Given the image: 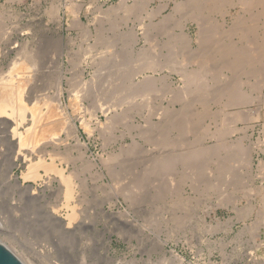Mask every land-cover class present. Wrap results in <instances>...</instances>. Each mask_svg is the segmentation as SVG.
Instances as JSON below:
<instances>
[{
	"label": "rangeland",
	"instance_id": "1",
	"mask_svg": "<svg viewBox=\"0 0 264 264\" xmlns=\"http://www.w3.org/2000/svg\"><path fill=\"white\" fill-rule=\"evenodd\" d=\"M176 1L185 4L189 0H0V85L8 79V74L14 73L11 71L14 61L23 60L25 65H29L30 72L27 74L31 76L28 80V91L26 90L27 94L30 93L31 105L35 103L36 96L40 102L44 101L43 98L56 100L58 93L55 95V92L59 90L60 76L72 78L64 79L63 95L61 94L60 99L62 98L61 105L66 109L67 115L76 122L81 143H76L75 137L70 136L66 143L64 142L65 145L62 144L54 151L56 155L61 152L57 157L58 163L75 170L71 173L79 186L76 198L78 200L72 204H76L75 209L79 208L78 212L76 211V214H79L70 221L68 213L72 212V208L66 205L62 190L64 186L60 184L57 173L41 169V178L24 180L22 171L26 167L14 166L11 169L14 154L12 146L10 147L11 140L6 139L8 135L5 128L0 129V147H3L0 148V241L9 246L26 264H264V92L255 91L252 97L250 95V103L248 101L226 108L225 98L228 100V97L224 96L223 92L233 73L223 70L224 58H221V61L217 58L218 62L213 60L215 64L212 63L217 68L220 66L219 75L215 73L217 68L213 67L216 70L211 73L215 75L209 73L207 78L204 77V83L209 88L206 87L205 91L197 93L198 90L193 89L194 87H186L180 73L185 71V68H197L199 65L196 58L199 54L205 50L211 52L214 45L219 46L229 40L225 31L228 28L226 19L230 21L231 14H227L225 19L223 13L216 14L209 12L210 10L207 12L206 8L215 0H191L194 4L189 2L188 7L187 4H182L174 9ZM261 5L258 9L264 10V3ZM255 11H258L257 8H253L254 13ZM231 13L235 14L236 8H232ZM201 15L204 20L210 19L219 24V27L215 25V32H218L215 35L220 36L214 39V35L212 40L217 43L214 44L211 40L210 45L204 44L207 46L204 50L200 49L202 51L199 50L197 41V22ZM78 17L82 19L80 23L83 22V25L78 24L79 27L76 26L80 21ZM149 24L151 25L148 26ZM85 25L93 31V39L86 32ZM258 25L257 30L249 33L248 37L259 34L257 37L261 42L264 36V21ZM183 26L193 38L189 47L182 42L175 43L176 36L182 33ZM127 33L130 35H126ZM244 40L242 44L247 42ZM103 42L107 46H104ZM91 47L92 49H89ZM83 50L87 51L84 53ZM116 52L119 54L117 61H123V65L119 64L122 68L127 66L125 61H134L131 68L135 71L128 75L125 82L131 87L128 92L125 91L126 94L130 93L131 98L129 94L123 98L115 95L113 100L106 97L110 83L105 79L102 80L106 83L98 80L106 73L101 71L102 75L99 74L97 80L96 76L94 77L93 72L97 66L92 64L91 59L95 57V60H99L98 56L102 53L110 55ZM30 55H35L34 59ZM26 57L34 62L24 59ZM122 57L125 59H121ZM141 58L144 61H141ZM145 62L152 64H146L145 68ZM31 67H34V72ZM244 68L247 70L246 66L241 69ZM244 72H237L236 76L242 77ZM4 77L7 79L4 80ZM214 78L215 80H212ZM218 79L227 82L222 83ZM145 80L154 87L147 84L152 87L147 90ZM95 82L98 84L96 87L93 86ZM78 87H82L81 90ZM136 88H139V91ZM216 90L219 93H216ZM76 93L80 95L78 101L81 103V110L73 114V107L69 106L70 99ZM126 97L130 98L129 103ZM48 99L46 102L51 101ZM107 99L109 103L122 100L123 103L109 105ZM106 106L110 112H103ZM236 110L243 119L232 121ZM109 115H112L113 119ZM83 119L85 123L81 122ZM227 126L235 127V131L216 136L218 139L212 135L216 128ZM83 144H86L87 148ZM196 151L201 154L194 157L195 159L187 160L189 165L173 162L174 160L171 162V157L174 158L181 152L182 155L184 152L188 154ZM205 151L208 153L205 154ZM247 155L252 157L251 165ZM14 175L23 186H17ZM137 180L139 183H136Z\"/></svg>",
	"mask_w": 264,
	"mask_h": 264
},
{
	"label": "bare ground",
	"instance_id": "2",
	"mask_svg": "<svg viewBox=\"0 0 264 264\" xmlns=\"http://www.w3.org/2000/svg\"><path fill=\"white\" fill-rule=\"evenodd\" d=\"M186 1V0H185ZM194 1H196V0H194ZM201 1V0H200ZM212 1V0H211ZM214 1V0H213ZM190 2V4L192 3V4H194V2L193 1H191V0H189L188 2H186L185 4H187V3H189ZM184 3V2H183ZM182 3V4H183ZM196 3V2H195ZM262 3H264V0H215L214 2H213V4L210 6L209 5V7H207L206 9H207V12L209 11V12H213V13H220V14H222L223 13V16L225 17V19L227 18L226 17V15L228 14H231L230 16H231V20L230 21H228L227 19H226V25H228V28H226V33H224V34H226V35H228V41H226L225 43L224 42H222L223 44L222 45H219V46H215L214 45V49L212 48L211 50V52H209V51H207V50H205V52L204 53H201V54H199V53H196L197 55L199 54V56L196 58V62H197V65H199L197 68H194L193 70H186V68H185V71H182L180 74L182 75V78H184V81H185V84H186V87H190V88H193V89H196V90H198L197 91V93L199 92V91H205L206 90V87H208L205 83H204V77L205 78H207L206 76L207 75H209V73H211V72H214L215 70H216V66H213V64H215V62H213V60L214 61H217L218 62V59L217 58H219V61H221L222 59L221 58H224L223 60H225L223 63H224V65L222 64V63H220V64H222L221 66H222V68H224L223 70H228V71H231L232 73H233V75H235L234 77H233V75H232V78H230V81H229V78L227 77L226 79H228V83L226 84L227 85V88L225 87L224 89H225V91L223 92L225 95L224 96H226V97H228V100H226L227 98H225V102H227L226 103V108L227 107H229V106H236V105H238V104H240V103H245V102H248L249 101V99H250V95H251V97L253 96V93L255 92V91H262V92H264V34L263 35H261V36H263L261 39H263V41H259L258 39V35L257 36H250V37H248V35H249V33H251V32H253L255 29H256V25H258L259 23H261L262 21H264L263 20V18H264V10H260V9H258V6L259 5H261ZM181 2L179 3V2H175V6H174V9H176V8H179L181 5ZM185 4H183L184 6H185ZM191 4V5H192ZM199 4V3H198ZM53 5V4H52ZM57 5V4H56ZM118 5V4H117ZM200 5V4H199ZM125 6V5H124ZM133 6V5H132ZM197 6V5H196ZM196 6L194 7V8H196ZM57 7V6H56ZM187 7H188V4H187ZM190 7V6H189ZM202 7V6H201ZM200 7V8H201ZM261 7H262V5H261ZM110 8V7H109ZM128 8V7H127ZM197 8H199L198 6H197ZM203 8V7H202ZM232 8H236V13L235 14H232L231 13V10H232ZM253 8L254 9H256L257 8V12L256 13H254L253 12ZM131 9V8H130ZM133 9V8H132ZM156 9V8H155ZM193 9V8H192ZM205 9V8H204ZM205 9V10H206ZM69 10V9H68ZM107 10V9H106ZM109 10V9H108ZM113 10V9H112ZM188 10V9H187ZM187 10H186V12H187ZM203 10V9H202ZM137 11V10H136ZM158 11V10H157ZM179 11V10H178ZM51 12V11H50ZM151 12H153V11H151ZM159 12H160V10H159ZM174 12H176V11H174ZM173 12V13H174ZM184 12V11H183ZM182 12V13H183ZM105 13H107V12H105ZM203 13V12H202ZM3 14V13H2ZM107 14H109V13H107ZM106 14V15H107ZM191 14V13H190ZM189 14V15H190ZM154 15H156V14H154ZM171 15V14H170ZM188 15V14H187ZM75 16V15H74ZM80 16V15H79ZM195 16V15H194ZM199 16H200V14H199ZM198 16V17H199ZM203 16H205V15H203ZM207 16V15H206ZM8 17V16H7ZM94 17V16H93ZM99 17V16H98ZM163 17V16H162ZM164 17H165V15H164ZM168 17V16H167ZM166 17V18H167ZM208 17V16H207ZM97 18V17H96ZM172 18V17H171ZM174 18V17H173ZM182 18V17H181ZM192 18H193V14H192ZM200 18V17H199ZM209 18H210V16H209ZM165 19V18H164ZM194 19V18H193ZM202 19V20H201ZM201 21L199 20V22H197V24H198V26H199V30H198V34H197V41H198V48H199V50L200 49H202V50H204L203 48L205 47V46H207V45H204V44H206V43H209L213 38H214V35L216 34V33H218V32H215L216 31V26H218L219 27V24L217 25L216 23L217 22H215V21H212V20H210V19H208V20H204V18L202 17V15H201ZM1 20H3V19H1ZM74 20V19H73ZM80 19H79V17H78V21H79ZM82 20V19H81ZM81 20L76 24V26L77 27H79L78 26V24L81 22ZM97 20V19H96ZM175 20V19H174ZM180 20V19H179ZM4 21V20H3ZM75 21V20H74ZM150 21V20H149ZM216 21H217V19H216ZM2 22V21H1ZM76 22V21H75ZM94 22V21H93ZM159 22V21H158ZM166 22V21H165ZM229 22H230V24H229ZM180 23V22H179ZM182 23V22H181ZM0 24H2V23H0ZM83 25V22L82 23H80V25ZM146 24H148V22L146 23ZM174 24V23H173ZM143 25V24H142ZM151 24H149L148 26H150ZM163 25V24H162ZM216 25V26H215ZM261 25V24H260ZM147 26V25H146ZM153 26H154V24H153ZM259 26V25H258ZM2 27V26H1ZM81 27H83V26H81ZM85 27L87 28L88 26H86L85 25ZM127 27V26H126ZM145 27V26H144ZM181 27V26H180ZM184 27V26H183ZM261 27V26H260ZM263 27V26H262ZM5 28V27H4ZM3 28V29H4ZM85 28V30H86V32L88 33V35H89V37L90 38H92L93 39V37H95L94 36V33H93V31H91L90 29H89V27L86 29ZM97 27H95V29H96ZM133 28V27H132ZM141 28H143V27H141ZM172 28V27H171ZM215 28V29H214ZM12 29V28H11ZM159 29V28H158ZM163 29H165V27L163 28ZM185 29H186V27H184L182 30H181V32L182 33H179V34H177V36H176V40H175V43H179V42H182V44L184 43V44H186V46L187 47H189L188 45L189 44H191V41H192V35L190 34V32H186L185 31ZM0 30H1V28H0ZM83 30V29H82ZM144 30H148V29H145L144 28ZM161 30V29H160ZM225 30V29H224ZM257 30V29H256ZM255 30V31H256ZM30 31V30H29ZM104 31V30H103ZM123 31V30H122ZM133 31V30H132ZM159 31V30H158ZM217 31H219V30H217ZM223 31V30H222ZM254 31V32H255ZM102 32V31H101ZM145 32V31H144ZM84 33V32H83ZM86 33V34H87ZM223 33V32H222ZM129 33H127L126 35H128ZM133 34V33H132ZM136 34H137V32H136ZM135 34V35H136ZM223 34V35H224ZM87 35V36H88ZM130 35V34H129ZM169 35V34H168ZM223 35H221V37L223 36ZM246 35H247V37H246ZM133 36V35H132ZM216 36H219V34H217V35H215V38L214 39H216ZM260 36V35H259ZM100 37V36H99ZM135 37V36H134ZM133 37V38H134ZM137 37V36H136ZM135 37V38H136ZM169 37V36H168ZM226 37V36H225ZM247 39H246V38ZM58 38V37H57ZM62 38V37H61ZM61 38L59 39V40H61ZM135 38H134V40H135ZM219 38H220V36H219ZM219 38H218V40H219ZM224 38V37H223ZM223 38H222V41H224L223 40ZM227 38V37H226ZM225 38V39H226ZM96 39H98V37H96ZM102 39H105V38H102ZM107 39V38H106ZM127 39V38H126ZM213 39V40H214ZM246 40L247 42L245 43L246 44V46H245V44H242V42H243V40ZM17 40V39H16ZM72 40V39H71ZM211 41L212 43L214 42V41ZM244 40V41H245ZM50 41V40H49ZM105 41V40H104ZM144 41H146V40H144ZM159 41V40H158ZM177 41V42H176ZM221 41V40H220ZM220 41H219V43H220ZM95 42V41H94ZM171 42V41H170ZM216 42V41H215ZM215 42H214V44H215ZM10 43V42H9ZM25 43V42H24ZM96 43V42H95ZM99 43L101 44V42H100V40H99ZM165 43V42H164ZM172 43V42H171ZM175 43H173L174 45H175ZM188 43V44H187ZM211 43V44H212ZM217 43V42H216ZM38 44V43H37ZM55 44V43H54ZM98 44V43H97ZM155 44V43H154ZM168 44V43H167ZM181 44V45H182ZM27 45V44H26ZM25 45V46H26ZM41 45V44H40ZM43 45V44H42ZM103 45H104V42H103ZM150 45V44H149ZM156 45V44H155ZM169 45V44H168ZM174 45H172L173 46V48H174ZM209 45H210V43H209ZM28 46V45H27ZM104 46H107L106 44L104 45ZM109 46V45H108ZM153 46V45H152ZM180 46V45H179ZM185 46V45H184ZM211 46H213V44L211 45ZM43 47H44V45H43ZM90 47V46H89ZM110 47H112V46H110ZM169 47H170V45H169ZM208 47H210V46H208ZM51 48V47H50ZM58 48H60V47H58ZM79 48V47H78ZM152 48V47H151ZM167 48V47H166ZM171 48V47H170ZM179 47H177V49H178ZM184 48H186V47H184ZM198 48H197V50H198ZM18 49H20V47L18 48ZM25 50H26V48H24ZM40 49V48H39ZM89 49H92V47L91 48H89ZM101 49V48H100ZM169 49V48H168ZM181 48H179V50H180ZM183 49V48H182ZM192 49V48H191ZM195 49V48H194ZM102 50V49H101ZM144 50V49H143ZM184 50V49H183ZM187 50V49H186ZM202 50H200V51H202ZM21 51V50H20ZM32 51V50H31ZM34 51V50H33ZM37 51H40V50H37ZM46 51V50H45ZM68 51V50H67ZM87 51V50H86ZM85 51V52H86ZM103 51H105V49L103 50ZM112 51V50H111ZM114 51V50H113ZM151 51V50H150ZM173 51H175V50H173ZM189 51H190V49H189ZM188 51V52H189ZM193 51H195V50H193ZM207 51V52H206ZM28 52V51H27ZM36 52V51H35ZM80 52V51H79ZM83 52H84V50H83ZM84 52V53H85ZM88 52H90V51H88ZM107 52H108V50H107ZM145 52H146V50H145ZM166 52V51H165ZM169 52V51H168ZM178 52V51H177ZM181 52H183V51H181ZM24 53V52H23ZM30 53V52H29ZM57 53V52H56ZM55 53V54H56ZM62 53V52H61ZM99 53V52H98ZM119 53V52H118ZM175 53V52H174ZM41 54V53H40ZM81 54H83V53H81ZM87 54H89V53H87ZM91 54V53H90ZM104 54H106V52H104ZM103 53L101 54V55H96V56H98V57H100V59L99 60H95L94 58L95 57H93V60L91 59V62H92V64L94 65V66H97V68H95V72H93V73H95L94 74V77L96 76V80H97V76L99 77L100 75L99 74H101L100 72L101 71H104V73H106V75H104V73H103V75H104V77L102 76H100V79L98 78V80L101 82V80L102 79H105V80H107V82L108 83H110V85L107 87V86H104V87H107L108 89V91H106V93H105V95H107L106 97H109V98H114V96L116 95H118V96H121L122 98L124 97V95H130V93H127L126 94V92L125 91H129L130 89H131V87L130 86H127L126 85V80H128L127 78L130 76L129 74H131V72L134 70V69H132L133 68V66H134V61H130L129 60V62L128 61H125V63H126V65L127 66H129V65H131V66H129V67H127V66H125V68H122V66L121 65H119V64H121L122 63V65H123V61H121V62H119V61H117V57L119 58V54L117 55V52L116 53H112V54H110V55H104ZM117 56H116V55ZM127 54V53H126ZM143 54V53H142ZM149 54H152V53H149ZM170 54V53H169ZM26 55H28L29 56V54H27L26 53ZM84 55V54H83ZM153 55V54H152ZM151 55V56H152ZM171 55V54H170ZM174 55V54H173ZM31 56V55H30ZM35 56V55H34ZM33 56V57H34ZM58 56V55H57ZM88 56V55H87ZM114 56V57H113ZM150 56V57H151ZM165 56V55H164ZM176 56V55H175ZM174 56V57H175ZM188 56V55H187ZM32 57V56H31ZM30 57V58H31ZM32 57V58H33ZM136 57H137V55H136ZM149 57V58H150ZM171 57V56H170ZM192 57V56H191ZM191 57H189V58H191ZM32 58H31V60H32ZM36 58H37V56H36ZM124 57H122L121 59H123ZM140 58V57H139ZM144 58V57H143ZM143 58H141V61L143 60ZM146 58V57H145ZM169 58V57H168ZM173 58V57H172ZM187 58V57H186ZM19 59H22V58H19ZM24 59H27V57L26 58H24ZM29 59V58H28ZM27 59V60H28ZM34 59V58H33ZM57 59V58H56ZM125 59V58H124ZM128 59H130V58H128ZM157 59V58H156ZM176 59V58H175ZM217 59V60H216ZM26 60V61H27ZM151 60H152V57H151ZM151 60H148L147 59V61L149 62H151ZM166 60V59H165ZM182 60H184L183 58H182ZM25 61V60H24ZM29 61V60H28ZM36 61V60H35ZM81 61V60H80ZM144 61V60H143ZM153 61V60H152ZM154 61H155V59H154ZM170 61V60H169ZM168 61V62H169ZM29 62H34V61H29ZM118 62V63H117ZM146 63L145 62V64L143 65L144 67H145V65L146 64H149V63ZM184 61H182V63H183ZM187 62H188V60H187ZM38 63V62H37ZM79 63V62H78ZM97 63V64H96ZM137 63H138V61H137ZM158 63V62H157ZM181 63V64H182ZM199 63V64H198ZM213 63V64H212ZM32 64V63H31ZM92 64H91V66H92ZM136 64V63H135ZM152 64V63H151ZM151 64H149V65H151ZM180 64V63H179ZM185 65H186V63H184ZM219 64V65H220ZM12 65V64H11ZM139 65V64H138ZM170 65H171V63H170ZM28 66L29 65H25L24 63H23V60H22V62L20 61V62H15L14 61V63H13V69L11 70V71H14V73H12V74H8V76H7V78H5L4 80H6V81H4V83H2L1 85H0V129L3 127V128H5V130L7 131L6 133H7V135H8V137H7V135H6V139H8V138H10V140H11V145H10V147L12 146V149H13V151H12V153H14V154H12L13 155V158L11 159V157H12V155H11V157L9 158V159H11V161H13L12 162V167H11V169L15 166V167H18V166H21V167H26V169H24V171H22V172H24L23 174H22V177H23V179L24 180H26V179H39V178H41L42 177V175H41V169H44L45 170V172H56L57 173V175L59 176V179H60V181L58 180V178H56L59 182H60V184L61 185H63L64 186V188L62 189L63 190V192H64V196H65V200H66V205L69 207V208H72V209H70V210H72V212L71 213H68V214H70L68 217H69V220L71 221V220H74V218H76L77 217V215L79 214H76V211L79 209H75V207H74V205H76V204H74V205H72L73 203H74V201L76 200V198H77V194H78V183L76 184V182L73 180V174L71 173V172H75V170H73V169H71L69 166L66 168L63 164H61V163H58L57 162V157H58V155L61 153H57L58 155H56V153L54 152V151H57L56 149H58V148H60V146L62 145V144H64V142L65 141H67V139L70 137V136H74L73 138L74 139H76V143H80V139H79V136L77 135V125H76V122L74 121V118H71V116L70 115H67V113H66V109H64V107L61 105L62 104V101H61V99H60V96H61V94H62V91H63V86H64V79H67V80H71L72 78H67V76L66 75H64V76H60V78H59V80H60V82L58 83V88H59V90H58V92H55L56 94L55 95H57V93H58V97H56L57 99L56 100H54V101H52V99L50 98V96H49V98L51 99V101H49L50 99H48V101L49 102H46L47 101V99L46 98H43L44 99V101L46 102H44V101H42L43 99H41V101L42 102H40L39 100H37V96H36V101H35V103L33 102V104H31L30 105V103L32 102V101H30L31 99V97H30V93L29 94H27L26 93V90H27V88L29 87H27V85H28V80H29V78H31V76L30 75H28L27 73H29L30 71H29V68H28ZM32 66V65H31ZM121 66V67H120ZM123 66V67H124ZM154 66V65H153ZM247 67V70L244 68V70H242L241 68H243V67ZM132 67V68H131ZM150 67V66H149ZM152 67V66H151ZM213 67H216L215 69L213 68ZM220 67V66H219ZM219 67L217 68V70L219 69ZM34 68V67H33ZM33 68L31 67V69H32V71H33ZM36 68V67H35ZM143 68V67H142ZM146 68V67H145ZM152 68H154V67H152ZM161 68V67H160ZM167 68H168V66H167ZM170 68V67H169ZM100 69H107V70H100ZM139 69V68H138ZM138 69H136V70H138ZM171 69V68H170ZM183 69H184V67H183ZM144 70V69H143ZM214 70V71H213ZM216 70V74L218 73V75H219V73H221L220 72V69L217 71ZM245 71L244 72V75H242V77H238V76H236V74H238V73H240V72H242V71ZM38 71V70H37ZM106 71V72H105ZM108 71V72H107ZM135 71V70H134ZM142 71V70H141ZM236 71V73H234ZM34 72V71H33ZM49 72V71H48ZM140 72V71H139ZM138 72V73H139ZM227 72V71H226ZM238 72V73H237ZM32 73V72H31ZM50 73H51V71H50ZM80 73V72H79ZM215 73H211L210 75H212V74H214L215 75ZM222 73H223V71H222ZM34 74V73H33ZM32 74V75H33ZM78 74V73H77ZM133 74V73H132ZM224 74V73H223ZM242 74V73H241ZM35 75V74H34ZM33 75V76H34ZM82 75V74H81ZM92 75V74H91ZM102 75V74H101ZM129 75V76H128ZM148 75V74H147ZM218 75H216V76H218ZM225 75H227V74H225ZM230 75H231V73H230ZM229 75V76H230ZM32 76V77H33ZM66 76V77H65ZM77 76V75H76ZM215 76V77H216ZM55 77V76H54ZM70 77V76H69ZM212 77V76H211ZM210 77V78H211ZM222 77V76H221ZM231 77V76H230ZM36 78V77H35ZM82 78V77H81ZM162 78V77H161ZM213 78V77H212ZM219 78V77H218ZM77 79V78H76ZM131 79V78H130ZM129 79V80H130ZM160 79V78H159ZM216 79H217V77H216ZM221 79V78H220ZM220 79H218V80H220ZM224 79V78H223ZM232 79V80H231ZM81 80V79H80ZM83 80V79H82ZM87 80V79H86ZM90 80V79H89ZM95 80V81H96ZM105 80H102V81H104L105 82ZM111 80V81H110ZM144 80V79H143ZM147 80V79H146ZM145 80V81H146ZM150 80V79H149ZM208 80H210V79H208ZM212 80H215V78L214 79H212ZM225 80V79H224ZM92 81V80H91ZM99 81H98V83H99ZM137 81V80H136ZM217 81V80H216ZM221 82H222V80H220ZM31 82V81H30ZM36 82V81H35ZM58 82V81H57ZM71 82V81H70ZM69 82V83H70ZM83 82V81H82ZM81 82V83H82ZM87 82H88V80H87ZM104 82H102V83H104ZM129 82V81H128ZM144 82V81H143ZM147 82V81H146ZM150 82H152V79H151V81ZM215 82V81H214ZM218 82V81H217ZM227 82V81H226ZM226 82H222V83H226ZM32 83V82H31ZM68 83V82H67ZM75 82H73V84H74ZM89 83V82H88ZM91 83V82H90ZM89 83V84H90ZM106 83V82H105ZM132 83V82H131ZM136 83V82H135ZM140 83V82H139ZM142 83V82H141ZM36 84V83H35ZM73 84H72V86H73ZM84 84H85V82H84ZM88 84V85H89ZM101 84V83H100ZM100 84H99V87H100ZM129 84V83H128ZM147 84H150L149 82H147L145 85H147ZM162 84V83H161ZM209 84V83H208ZM34 85V84H33ZM87 85V84H86ZM95 85V86H94ZM98 84L95 82V84H93V86L94 87H96ZM136 85V84H135ZM142 85H144V84H142ZM144 85V86H145ZM151 85V84H150ZM210 85H212V84H210ZM31 87H32V85H30ZM70 86H71V84H70ZM69 86V87H70ZM81 86V85H80ZM90 86H92V85H90ZM89 86V87H90ZM134 86V85H133ZM152 86V85H151ZM148 86L147 85V90H148V88L149 89H151L152 87H154V86ZM183 86V85H182ZM37 87V86H36ZM130 87V88H129ZM136 87H138V86H136ZM151 87V88H150ZM165 87V86H164ZM245 87V88H244ZM35 88V87H34ZM42 88V87H41ZM68 88V87H67ZM66 88V89H67ZM79 88V87H78ZM77 88V89H78ZM80 88H82V87H80ZM79 88V89H80ZM84 88V87H83ZM92 88V87H91ZM102 88H103V86H102ZM101 88V89H102ZM133 88H135V87H133ZM144 88V87H143ZM184 88H185V85H184ZM183 88V89H184ZM188 88H187V90H188ZM209 88V87H208ZM241 88H243V89H245V90H243V89H241ZM93 89H95V88H93ZM97 89V88H96ZM100 89V88H99ZM98 89V90H99ZM128 89V90H127ZM137 89V88H136ZM139 89V88H138ZM137 89V90H138ZM183 89H182V91H183ZM263 89V90H262ZM41 90V89H40ZM72 90V89H71ZM75 90V89H74ZM81 90V89H80ZM86 90L88 91V89H87V87H86ZM103 90V89H102ZM132 90H134V89H132ZM174 90V89H173ZM218 90V89H217ZM216 90V93L218 92ZM28 91V90H27ZM56 91V90H55ZM78 91V90H77ZM91 91H93V90H91ZM91 91H89L90 93H91ZM96 91V90H95ZM139 91V90H138ZM184 91H185V89H184ZM190 91V90H189ZM189 91H188V93H189ZM220 91H221V89H220ZM72 92V91H71ZM100 93H102L101 92V90L99 91ZM222 92V91H221ZM220 92V95L222 94ZM36 93V92H35ZM64 93V92H63ZM84 93V92H83ZM95 93V92H94ZM93 93V94H94ZM135 93L136 92H134L133 94L135 95ZM138 93V92H137ZM181 93V92H180ZM186 93V92H185ZM187 93V94H188ZM196 93V94H197ZM200 93V92H199ZM205 93V92H204ZM210 93V92H209ZM219 93V92H218ZM38 94V93H37ZM54 94V93H53ZM78 93H76V94H74V96L70 99V106L69 107H73L72 108V110H73V114L75 113V112H77V110H79V112H80V110L81 109H79V105L81 104L78 100H79V94L77 95ZM144 94V93H143ZM178 94V93H177ZM202 94V93H201ZM206 94V93H205ZM32 95V94H31ZM36 95V94H35ZM43 95V94H42ZM44 95H45V93H44ZM63 95V94H62ZM89 95V94H88ZM96 95V94H95ZM94 95V96H95ZM103 95V94H102ZM128 95V96H129ZM140 95V94H139ZM185 95V94H184ZM207 95H209V94H207ZM218 95V94H217ZM223 95V94H222ZM222 95H221V97H222ZM46 96V95H45ZM47 96H48V94H47ZM53 96V95H52ZM51 96V97H52ZM98 96V95H97ZM172 96V95H171ZM174 96V95H173ZM194 96V95H193ZM197 96H198V94H197ZM196 96V97H197ZM40 97H41V95H40ZM82 97V96H81ZM91 97V96H90ZM102 97V96H101ZM104 97V96H103ZM106 97H104V98H106ZM121 97H119V98H121ZM134 96H132V98H133ZM136 97V96H135ZM179 97V96H178ZM186 97V96H185ZM256 97V96H255ZM33 98V97H32ZM42 98V97H41ZM54 98V97H53ZM93 98H95V97H92V99ZM99 98V97H98ZM103 98V99H104ZM113 98H112V100H113ZM118 98V99H119ZM130 98H131V95H130ZM130 98H128V97H126V99H127V101H128V103H129V101L130 100H128V99H130ZM39 99V98H38ZM82 99V98H81ZM125 99V98H124ZM173 99V98H172ZM222 99V98H221ZM257 99H259V98H257ZM98 100V99H97ZM101 100V99H100ZM111 100V99H110ZM133 100V99H132ZM131 100V101H132ZM135 100V99H134ZM260 100V99H259ZM94 101V100H93ZM258 101V100H257ZM263 101H264V98H263ZM82 102V101H81ZM92 102V101H91ZM96 102V101H95ZM100 102V101H99ZM103 102V101H102ZM101 102V103H102ZM104 102H105V100H104ZM107 102H108V99H107ZM137 102V101H136ZM225 102H224V104H225ZM251 101H249L248 103H250ZM93 103V102H92ZM97 103V102H96ZM109 103V102H108ZM108 103L106 104V105H108ZM122 103H123V100L122 101H114L113 103H109V105L110 104H113V105H122ZM127 103V102H126ZM127 103V104H128ZM44 104H45V106H44ZM99 104V103H98ZM133 104H135V102H133ZM263 104H264V102H263ZM68 105H69V103H68ZM100 105V104H99ZM105 105V104H104ZM162 105V104H161ZM228 105V106H227ZM82 106H83V104H82ZM97 106V105H96ZM130 106V105H129ZM164 106V105H163ZM100 107V106H99ZM102 107V106H101ZM113 107V106H112ZM115 107V106H114ZM113 107V108H114ZM132 106H130V108H131ZM134 107V106H133ZM137 107V106H136ZM224 107V106H223ZM263 107V106H262ZM66 108V107H65ZM81 108V107H80ZM82 108H84V107H82ZM95 108V107H94ZM161 108V107H160ZM221 108V107H220ZM260 108V107H259ZM93 109V108H92ZM95 109H97V107L95 108ZM123 109V108H122ZM129 109V108H128ZM162 109V108H161ZM239 109V108H238ZM88 110V109H87ZM101 110V109H100ZM123 110H126V109H123ZM163 110V109H162ZM165 110V109H164ZM182 110V109H181ZM184 110V109H183ZM255 110V109H254ZM90 111H91V109H90ZM94 111V110H93ZM102 111V110H101ZM104 111H108V112H110V109L108 108V106H106V107H104V110H103V112ZM127 111V110H126ZM155 111V110H154ZM170 111H171V109H170ZM185 111V110H184ZM228 111H230V110H228ZM232 111L233 110H231V113H232ZM235 111V110H234ZM117 112V111H116ZM162 112V111H161ZM237 110H236V115L235 116H233V119H232V121H239V119L241 120V118H242V115L240 114V113H238L237 114ZM82 113V112H81ZM118 113V112H117ZM116 113V114H117ZM122 113V112H121ZM126 113V112H125ZM156 113V112H155ZM225 113L227 114V112H226V110H225ZM229 113V112H228ZM69 114V113H68ZM152 114V113H151ZM150 114V115H151ZM171 114V113H170ZM226 114H224L225 116H226ZM85 115V114H84ZM124 115V114H123ZM127 115V114H126ZM179 115V114H178ZM184 115V114H183ZM229 115V114H228ZM227 115V117H229ZM252 114H250V116H251ZM255 115V114H254ZM258 115H259V113H258ZM109 116H111V118L113 117L112 115H109ZM115 117H116V115H114ZM119 116V115H118ZM173 116V115H172ZM176 116V115H175ZM225 116H223V117H225ZM245 116V115H244ZM79 117V116H78ZM115 117H114V119H115ZM162 117V116H161ZM249 117V116H248ZM248 117H247V119H248ZM264 117V116H263ZM110 118V117H109ZM122 118V117H121ZM173 118V117H172ZM187 118V117H186ZM185 118V119H186ZM251 118V117H250ZM113 119V118H112ZM111 119V120H112ZM119 119V118H118ZM125 119V118H124ZM224 119V118H223ZM243 119V118H242ZM116 120V119H115ZM182 120V119H181ZM227 120V119H226ZM84 121V119L81 121V122H83ZM119 121V120H118ZM158 121V120H157ZM168 121H169V119H168ZM178 121H180V119L178 120ZM231 121V120H230ZM88 122V121H87ZM109 122V121H108ZM170 122V121H169ZM223 122H225V121H223ZM229 122V121H228ZM227 122V123H228ZM83 123H85V121L83 122ZM175 123V122H174ZM185 123V122H184ZM227 123H226V125H227ZM235 123V122H234ZM102 124V123H101ZM105 124V123H104ZM103 124V125H104ZM107 125V124H106ZM109 125V124H108ZM107 125V126H108ZM179 125V124H178ZM182 125V124H181ZM184 125V124H183ZM223 125V124H222ZM246 125V124H245ZM264 125V124H263ZM83 126V125H82ZM87 126V125H86ZM241 126V125H240ZM87 127H89V126H87ZM93 127V126H92ZM168 127V126H167ZM170 127V126H169ZM178 127V126H177ZM182 127V126H181ZM188 126H186V128H187ZM246 127V126H245ZM24 128V129H23ZM90 128V127H89ZM109 128V127H108ZM116 128V127H115ZM184 128V127H183ZM223 128V127H222ZM216 128V130L212 133V135L213 136H215V138H217L216 136H223V135H226L225 133L226 132H230L231 131V133L232 132H234L235 130V127H231V128H229L228 126H227V128ZM246 128H248V126L246 127ZM99 129V128H98ZM163 129V128H162ZM237 129V128H236ZM2 130H4V129H2ZM104 130V129H103ZM112 130V129H111ZM110 130V131H111ZM116 130V129H115ZM175 130V129H174ZM246 130V129H245ZM264 130V129H263ZM86 131V130H85ZM178 131V130H177ZM180 131H182V129L180 130ZM185 131V130H184ZM5 132V131H4ZM108 132V131H107ZM238 132V131H237ZM5 133V134H6ZM99 133V132H98ZM168 133V132H167ZM182 133V132H181ZM180 133V134H181ZM178 134V133H177ZM183 134H184V132H183ZM213 136L211 137V138H213ZM226 137V136H225ZM148 138H150V137H148ZM181 138V137H180ZM154 139V138H153ZM201 139V138H200ZM218 139V138H217ZM217 139H216V142H217ZM1 140V139H0ZM4 140V139H3ZM152 140V139H151ZM223 140V139H222ZM237 140V139H236ZM7 141V140H6ZM9 141V140H8ZM106 141V140H105ZM105 141H104V143H105ZM134 141V140H133ZM162 141V140H161ZM197 141V140H196ZM3 142V141H2ZM109 142V141H108ZM151 142V141H150ZM9 143V142H8ZM66 143V142H65ZM75 143V144H76ZM86 143V142H85ZM81 144V143H80ZM222 144V143H221ZM9 145V144H8ZM65 145V144H64ZM86 145V144H85ZM84 144H83V146L84 147H86ZM223 145V144H222ZM1 146V145H0ZM81 146V145H80ZM219 146V145H218ZM225 146V145H224ZM228 146V145H227ZM240 146V145H239ZM50 147H52V148H50ZM63 147V146H62ZM61 147V148H62ZM72 147V146H71ZM70 147V148H71ZM104 147V146H103ZM138 147V146H137ZM241 147V146H240ZM1 148V147H0ZM3 148V147H2ZM1 148V149H2ZM4 148H6V147H4ZM8 148V147H7ZM65 148V147H64ZM79 148V147H78ZM81 148V147H80ZM87 148V147H86ZM209 148V147H208ZM228 148V147H227ZM234 148V147H233ZM242 148V147H241ZM244 148V147H243ZM10 149V148H9ZM74 149V148H73ZM203 149V148H202ZM229 149V148H228ZM235 149V148H234ZM237 149V148H236ZM69 150V149H68ZM67 150V151H68ZM205 150V149H204ZM244 150V149H243ZM10 151H11V149H10ZM9 151V152H10ZM120 151V150H119ZM122 151H124V150H122ZM121 151V152H122ZM181 151V150H180ZM186 151V150H185ZM189 151V150H188ZM245 151V150H244ZM72 152V151H71ZM70 152V153H71ZM83 152V151H82ZM178 152V151H177ZM193 152V151H192ZM188 153V154H186V152H184V154H182L181 155V153H180V155H178L177 154V156H175L174 158H172L171 156H173V155H171L170 157H171V162L173 161V162H176V163H183L184 165H185V163L186 162H188L189 161V159L191 158H194V157H197V156H199L200 154L199 153H197L198 151H196V152H194V153ZM207 151H205V154H207L206 153ZM4 153V152H3ZM8 153V152H7ZM114 153V152H113ZM119 153V152H118ZM117 153V154H118ZM126 153V152H125ZM133 153V152H132ZM175 153V152H174ZM204 153V152H203ZM243 153V152H242ZM63 154V153H62ZM84 154V153H83ZM83 154H81V155H83ZM116 154V155H117ZM131 154V153H130ZM134 154H136V153H134ZM192 154V155H191ZM237 154V153H236ZM7 155H9V154H7ZM64 155V154H63ZM70 155V154H69ZM133 155V154H132ZM153 155V154H152ZM160 155V154H159ZM195 155V156H194ZM233 155H235V154H233ZM232 155V156H233ZM238 155H240V154H238ZM238 155H236V156H238ZM2 156V155H1ZM3 156H4V154H3ZM49 156V158H47ZM64 156H68V155H64ZM63 156V157H64ZM77 156V155H76ZM78 156H79V154H78ZM110 156V155H109ZM109 156H108V158H109ZM128 156V155H127ZM204 156V155H203ZM248 156V155H247ZM246 156V157H247ZM82 157V156H81ZM166 157H169V156H166ZM166 157H164L165 159L164 160H166ZM202 157V156H201ZM235 157V156H234ZM233 157V158H234ZM239 157H241V156H239ZM242 157H244V156H242ZM249 158H247L248 159V162H249V165H251L252 164V157H251V155H249L248 156ZM62 158V157H61ZM60 158V160H62ZM67 158H69V157H67ZM76 158V157H75ZM103 158V157H102ZM161 158V157H160ZM230 158V157H229ZM232 158V157H231ZM245 158V157H244ZM50 159V161H48ZM71 159V158H70ZM70 159L68 160L69 162H71L70 161ZM72 159H73V157H72ZM71 159V160H72ZM107 159V158H106ZM114 159V158H113ZM152 159V158H151ZM159 159V158H158ZM195 159V158H194ZM236 159V158H235ZM240 158H238V160H239ZM242 159V158H241ZM67 160V159H66ZM101 160H103V159H101ZM117 160H118V158H117ZM157 160V159H156ZM162 160V159H161ZM169 160H170V158H169ZM188 160V161H187ZM233 160V159H232ZM63 161H65V160H63ZM75 161V160H74ZM89 161H90V159H89ZM110 161V160H109ZM152 161V160H151ZM159 161H160V159H159ZM198 161V160H197ZM10 162V161H9ZM82 162V161H81ZM106 162H107V160H106ZM154 162V161H153ZM193 162V161H192ZM239 162V161H238ZM247 162V163H248ZM11 163V162H10ZM65 164H66V162H64ZM92 163V162H91ZM166 163V162H165ZM241 163V162H240ZM260 163V162H259ZM258 163V164H259ZM72 164V163H71ZM93 164V163H92ZM158 164V163H157ZM169 164V163H168ZM187 165H189V163H186ZM199 164V163H198ZM224 164V163H223ZM6 165V164H5ZM66 165H69V164H66ZM94 165H95V163H94ZM108 165V164H107ZM174 165V164H173ZM176 165V164H175ZM201 166V165H200ZM3 167V166H2ZM81 167V166H80ZM128 167V166H127ZM136 167V166H135ZM145 167V166H144ZM155 167H156V165H155ZM172 167H174V166H172ZM191 167V166H190ZM197 167V166H196ZM75 168V167H74ZM122 168V167H121ZM181 168H183V166L181 167ZM189 168V167H188ZM263 168V167H262ZM261 168V169H262ZM84 169V168H83ZM119 169V168H118ZM146 169V168H145ZM160 169V168H159ZM186 169V168H185ZM184 169V170H185ZM202 169V168H201ZM218 169V168H217ZM251 169V168H250ZM82 170V169H81ZM89 170V169H88ZM109 170V169H108ZM147 170V169H146ZM151 170V169H150ZM192 170V169H191ZM190 170V171H191ZM196 170V169H195ZM221 170V169H220ZM226 170V169H225ZM80 171V170H79ZM119 171V170H118ZM124 170H122V172H123ZM129 171V170H128ZM143 171V170H142ZM174 171H177V170H174ZM187 171V170H186ZM259 171V170H258ZM66 172H70V173H66ZM99 172V171H98ZM153 172V171H152ZM220 172V171H219ZM108 173H109V171H108ZM196 174L198 173V172H195ZM221 173H223V172H221ZM226 173V172H225ZM229 173V172H228ZM139 174V173H138ZM148 174V173H147ZM150 174V173H149ZM13 175V174H12ZM76 175V174H75ZM141 175H142V173H141ZM191 175V174H190ZM124 176V175H123ZM140 176V175H139ZM186 176V175H185ZM54 177V176H53ZM76 177V176H75ZM119 177V176H118ZM202 177V176H201ZM14 178H16V184H17V186H23V183L22 182H19L18 180H17V176L16 175H14ZM152 178H154V177H152ZM238 178V177H237ZM47 179V178H46ZM50 179H52V178H50ZM136 179V178H135ZM142 179V178H141ZM192 179H194V178H192ZM220 179V178H219ZM44 180V179H43ZM49 180V179H48ZM194 181V180H193ZM198 181V180H197ZM233 181V180H232ZM138 182V180L136 181V183ZM214 182V181H213ZM46 183H47V181H46ZM139 183V182H138ZM143 183V182H142ZM183 183V182H182ZM217 183V182H216ZM225 183V182H224ZM131 184H132V181H131ZM207 184V183H206ZM208 184H210V183H208ZM212 184V183H211ZM234 184V183H233ZM55 185V184H54ZM134 185V184H133ZM139 185V184H138ZM141 185V184H140ZM156 185V184H155ZM196 184H194V186H195ZM58 186H59V184H58ZM207 186V185H206ZM205 186V187H206ZM214 186H216V185H214ZM62 187V186H61ZM83 187V186H82ZM138 187V186H137ZM140 187H142V186H140ZM139 187V188H140ZM58 188H60V187H58ZM144 188V187H143ZM154 188V187H153ZM56 189V188H55ZM135 189V188H134ZM161 189V188H160ZM213 189V188H212ZM23 190V189H22ZM57 190V189H56ZM156 190V189H155ZM164 190V189H163ZM196 190V189H195ZM206 190H207V188H206ZM24 191V190H23ZM61 191V190H60ZM200 191V190H199ZM198 191V192H199ZM202 191V190H201ZM200 191V192H201ZM29 192V191H28ZM156 192V191H155ZM197 192V193H198ZM57 193V192H56ZM61 193V192H60ZM82 193H83V191H82ZM54 194V193H53ZM59 194V193H58ZM84 194V193H83ZM141 194V193H140ZM149 194V193H148ZM49 195V194H48ZM142 195V194H141ZM152 195V194H151ZM42 196V195H41ZM58 196V195H57ZM155 196V195H154ZM42 198V197H41ZM83 198V197H82ZM64 199V198H63ZM154 199V198H153ZM78 200V199H77ZM76 200V201H77ZM142 200V199H141ZM85 201V199L83 200V202ZM151 201V200H150ZM38 202V201H37ZM80 202H82V201H80ZM77 203V202H76ZM62 204V203H61ZM80 204V203H79ZM82 204V203H81ZM29 207V206H28ZM54 207V206H53ZM58 207V206H57ZM56 208V207H55ZM33 209V208H32ZM53 209V208H52ZM55 210V209H54ZM78 212V211H77ZM179 217V216H178ZM24 221V220H23ZM72 224V223H71ZM44 263V262H43Z\"/></svg>",
	"mask_w": 264,
	"mask_h": 264
},
{
	"label": "water",
	"instance_id": "3",
	"mask_svg": "<svg viewBox=\"0 0 264 264\" xmlns=\"http://www.w3.org/2000/svg\"><path fill=\"white\" fill-rule=\"evenodd\" d=\"M19 182L20 180L17 179ZM0 264H26L9 246L0 241Z\"/></svg>",
	"mask_w": 264,
	"mask_h": 264
}]
</instances>
